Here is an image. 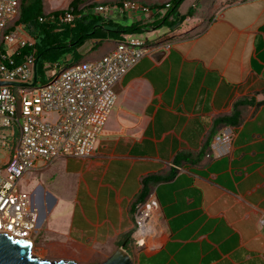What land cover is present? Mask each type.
Returning <instances> with one entry per match:
<instances>
[{
	"label": "crops",
	"instance_id": "1",
	"mask_svg": "<svg viewBox=\"0 0 264 264\" xmlns=\"http://www.w3.org/2000/svg\"><path fill=\"white\" fill-rule=\"evenodd\" d=\"M193 2L180 7L198 8L169 49L116 85L95 154L34 173L51 182L32 192L33 244L40 235L78 264H101L123 246L133 264H264V0ZM115 47L106 42L90 59ZM237 110L234 125L219 122ZM225 127L235 134L231 153L216 158L212 143ZM148 177L161 178L149 184L158 220L139 248L135 204Z\"/></svg>",
	"mask_w": 264,
	"mask_h": 264
},
{
	"label": "built area",
	"instance_id": "2",
	"mask_svg": "<svg viewBox=\"0 0 264 264\" xmlns=\"http://www.w3.org/2000/svg\"><path fill=\"white\" fill-rule=\"evenodd\" d=\"M92 12L114 21L150 20L159 13L134 0L98 3ZM20 14L21 0H0V82L12 84L0 86V233L33 244L38 215L24 183L60 160L92 157L116 106V85L144 57L169 47L148 49L146 41L126 36L99 60L60 70L57 63L47 64L48 81L37 86L34 55H26L21 63L14 58L17 50L34 43L26 26L17 23ZM77 18L69 11L59 20L73 23ZM234 137L229 127L217 133L212 143L216 158L231 153ZM158 210L159 202L152 195L136 205L133 237L137 247H144L154 234Z\"/></svg>",
	"mask_w": 264,
	"mask_h": 264
},
{
	"label": "trees",
	"instance_id": "3",
	"mask_svg": "<svg viewBox=\"0 0 264 264\" xmlns=\"http://www.w3.org/2000/svg\"><path fill=\"white\" fill-rule=\"evenodd\" d=\"M122 1L124 0L103 4H118ZM185 1L170 0L167 3H142L159 13H156L150 20H138L123 24L122 21L107 20L100 15H95L92 9L97 4H90V0H72L66 9L48 13L45 9V0H21V14L17 23L26 26L28 32L34 39V43L17 50L14 58L17 63H21L26 55L33 54L37 61V74L39 79L40 75H45L46 64L57 63L60 67L65 68L75 64L94 61L90 59V55L96 49H100L106 42L117 45L126 36L136 37L145 32L156 31L158 28L165 27L168 32L158 35L152 41L146 40L144 47L150 49L155 46L164 45L174 37H177L173 33L179 30L183 24H188L189 22L186 21L187 18H192L198 8L196 5L187 14L182 15L179 9ZM233 1L235 0H229L231 3ZM69 11L76 14L78 18L73 23L61 22L59 20L60 16ZM41 18L44 20L40 21ZM215 18L214 16L209 17L206 23L211 24ZM204 31L205 29L198 32L197 35L195 34V36H199ZM183 34H186V32ZM92 40H98L99 43L87 53L89 57L86 56L87 58H85V54L80 49ZM67 55L74 58L72 63L65 60ZM62 60L65 62L64 66L61 64ZM238 118L237 110L231 117L222 118L219 122L234 125L236 120L238 121ZM160 180L161 178L158 177H148L143 180V192L141 193L140 199L136 201L135 207L138 203L145 202L147 200L146 196L149 198V184Z\"/></svg>",
	"mask_w": 264,
	"mask_h": 264
},
{
	"label": "rangeland",
	"instance_id": "4",
	"mask_svg": "<svg viewBox=\"0 0 264 264\" xmlns=\"http://www.w3.org/2000/svg\"><path fill=\"white\" fill-rule=\"evenodd\" d=\"M71 1L72 0H45L46 12L48 13V12H52V11H56V10L66 9ZM117 1H119V0H90L89 3L90 4L91 3L98 4V3H108V2H117ZM137 1H139L141 3L145 2L146 4H150V3H162V2H165L167 0H137ZM193 1H195V0H187L181 6V12L187 11L189 9V7L191 5H193V3H194ZM126 22L129 23V21H126ZM126 22H122V23L127 24ZM166 31H167V28L161 27V28H158L156 31L145 32L141 35H137L136 37L142 41H146V40L152 41V40L157 38L158 34L162 35ZM89 44L90 43H88L85 46L84 50H86L88 48ZM99 50L100 49H96L91 55L93 56L96 54H100ZM86 56L89 57V54L85 53L84 57L87 58ZM73 59L74 58L72 56H69V55H67L65 57V60H68V62H70V63H72ZM61 64H63L62 66L65 65L64 60L61 61ZM60 69H61V67L58 70H60ZM47 81H48V76H46V74L43 76L40 75L38 82H37V86L44 85ZM46 177L47 178H40L41 179V182H40V180L38 179L39 177H37L36 175L32 176L29 179V182L24 183V190H26L28 193L32 194L33 190L39 184H42V185L44 184L43 186H45V185H47V182L48 183L51 182V177H48V176H46ZM34 245H36V246L42 245L44 248H46L48 250V253H47V252H44L42 250H39L38 247L33 249L34 255L41 258V259H48V260H52V261H57V260H59V258H63V260H70L69 254H65V253H62L59 251H57L56 253L51 251V242L48 240L44 241L40 235H38V236H36V238H34ZM55 259H57V260H55ZM73 261H75V260H73Z\"/></svg>",
	"mask_w": 264,
	"mask_h": 264
},
{
	"label": "water",
	"instance_id": "5",
	"mask_svg": "<svg viewBox=\"0 0 264 264\" xmlns=\"http://www.w3.org/2000/svg\"><path fill=\"white\" fill-rule=\"evenodd\" d=\"M164 55L165 52L154 54V58L158 60V55ZM38 60V59H37ZM37 66V65H36ZM37 79V72L35 81ZM34 85V84H33ZM0 86H12L11 83L0 82ZM35 197H32L34 206ZM0 264H78L73 260L52 261L41 259L34 255L33 244L25 240H18L0 233ZM101 264H133V259L124 249L119 248L110 258Z\"/></svg>",
	"mask_w": 264,
	"mask_h": 264
}]
</instances>
